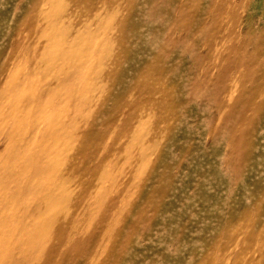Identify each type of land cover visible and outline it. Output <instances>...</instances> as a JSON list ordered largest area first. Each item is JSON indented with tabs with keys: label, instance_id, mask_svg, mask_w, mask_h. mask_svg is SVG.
Instances as JSON below:
<instances>
[{
	"label": "rangeland",
	"instance_id": "rangeland-1",
	"mask_svg": "<svg viewBox=\"0 0 264 264\" xmlns=\"http://www.w3.org/2000/svg\"><path fill=\"white\" fill-rule=\"evenodd\" d=\"M0 264H264V0H0Z\"/></svg>",
	"mask_w": 264,
	"mask_h": 264
}]
</instances>
